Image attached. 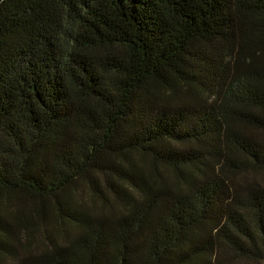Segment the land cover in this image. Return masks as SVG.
Masks as SVG:
<instances>
[{
    "label": "trees",
    "instance_id": "trees-1",
    "mask_svg": "<svg viewBox=\"0 0 264 264\" xmlns=\"http://www.w3.org/2000/svg\"><path fill=\"white\" fill-rule=\"evenodd\" d=\"M264 264V0H0V264Z\"/></svg>",
    "mask_w": 264,
    "mask_h": 264
},
{
    "label": "rangeland",
    "instance_id": "rangeland-1",
    "mask_svg": "<svg viewBox=\"0 0 264 264\" xmlns=\"http://www.w3.org/2000/svg\"><path fill=\"white\" fill-rule=\"evenodd\" d=\"M235 264H261L257 261H250V260H242V261H235Z\"/></svg>",
    "mask_w": 264,
    "mask_h": 264
}]
</instances>
